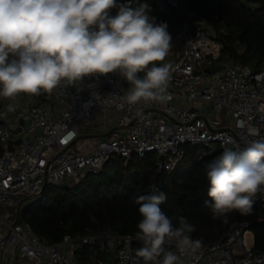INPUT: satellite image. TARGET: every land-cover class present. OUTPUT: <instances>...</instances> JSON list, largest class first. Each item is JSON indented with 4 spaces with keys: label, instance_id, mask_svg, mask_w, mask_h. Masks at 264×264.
I'll use <instances>...</instances> for the list:
<instances>
[{
    "label": "built area",
    "instance_id": "obj_1",
    "mask_svg": "<svg viewBox=\"0 0 264 264\" xmlns=\"http://www.w3.org/2000/svg\"><path fill=\"white\" fill-rule=\"evenodd\" d=\"M116 2L114 15L120 4L147 3L155 23H167L173 49L157 62L171 65L167 99L128 105L122 98L131 85L118 72L72 85L62 82L41 100L23 93L11 100L0 97V264H74L84 245L88 252L77 264H144L135 256L143 246L135 235L65 234L49 242L20 211L47 185L67 181L72 186L99 174L112 156L126 163L153 152L158 170L171 171L184 157L185 144L197 148L196 158L208 156L212 162L226 147L241 151L249 141L264 138V64L253 71L225 51L219 34L228 35L226 27L217 30L197 18L184 0ZM233 46L238 53L245 50L238 40ZM215 65L220 68L206 71ZM9 103L15 111H7ZM201 103L209 112L200 109ZM10 124L20 130L14 132ZM250 128L259 129V136L250 135ZM253 199L262 211L257 221L264 223V192ZM97 238L104 240L106 259L100 257ZM202 242L195 256L183 257L184 264H264V250H254L247 222H234L222 238ZM165 247L176 252L174 243Z\"/></svg>",
    "mask_w": 264,
    "mask_h": 264
},
{
    "label": "clouds",
    "instance_id": "obj_2",
    "mask_svg": "<svg viewBox=\"0 0 264 264\" xmlns=\"http://www.w3.org/2000/svg\"><path fill=\"white\" fill-rule=\"evenodd\" d=\"M116 0H0V97L51 93L62 82L118 72L131 87L122 98L128 105L162 103L167 99L171 65L165 61L172 37L167 23H155L147 3L132 7ZM139 73H144L141 77ZM8 112L15 111L13 104ZM249 134L259 136V129ZM210 184L205 201L213 218L233 210L252 212L254 197L264 192V138L241 151L225 148L207 165ZM135 237L142 242L135 256L144 264H184L203 247L190 234L185 217L179 226L161 210L166 195L141 197ZM174 243L176 252L165 245ZM162 257V259H160Z\"/></svg>",
    "mask_w": 264,
    "mask_h": 264
},
{
    "label": "trees",
    "instance_id": "obj_3",
    "mask_svg": "<svg viewBox=\"0 0 264 264\" xmlns=\"http://www.w3.org/2000/svg\"><path fill=\"white\" fill-rule=\"evenodd\" d=\"M197 18H202L219 30L226 27L228 35H220L224 50L235 59L249 65L264 64V0H184ZM114 15V11L111 10ZM245 46L238 53L233 42ZM43 90L39 95L42 99ZM182 160L171 171L158 170L157 156L148 152L132 156L126 163L112 156L99 174H88L80 183L62 189L47 185L40 196L23 207V219L34 232L49 242L59 241L65 234H132L139 231L137 225L143 219L139 213L141 197H151L163 192L166 199L159 207L179 226V218L185 217L195 226L190 234L193 240L213 242L224 236L234 222H247L254 233V250H264V223L258 222L262 211L254 202L250 214L241 215L233 210L223 218H213L205 201L210 187L206 169L208 156L196 158L197 148L184 146ZM108 167V169H107ZM100 257L104 249L98 246ZM78 252L80 260L88 252L84 245Z\"/></svg>",
    "mask_w": 264,
    "mask_h": 264
},
{
    "label": "water",
    "instance_id": "obj_4",
    "mask_svg": "<svg viewBox=\"0 0 264 264\" xmlns=\"http://www.w3.org/2000/svg\"><path fill=\"white\" fill-rule=\"evenodd\" d=\"M219 68H220V65H215V66H213L211 68L206 69V71L214 72V71L218 70ZM252 70L256 71L257 70V66L256 65H252ZM196 73H199V71L196 72ZM97 76L102 78L104 75H97ZM66 90L68 92H71V88H70L69 85L66 86ZM9 126L14 132H17V131L20 130V126L18 124H10ZM58 186L61 187L62 189H68L70 187V185H69V183L67 181L61 182ZM94 242H95L96 245H102L104 243V240L102 238H97V239L94 240Z\"/></svg>",
    "mask_w": 264,
    "mask_h": 264
},
{
    "label": "rangeland",
    "instance_id": "obj_5",
    "mask_svg": "<svg viewBox=\"0 0 264 264\" xmlns=\"http://www.w3.org/2000/svg\"><path fill=\"white\" fill-rule=\"evenodd\" d=\"M170 35H171L172 40H173V35H172V34H170ZM171 42H172V41H171ZM172 49H173V48L171 47L169 52H171ZM177 49H180V46H178ZM199 107H200V109H201L204 113L209 112L210 107L207 106L205 103H201ZM84 130H86V128H84ZM107 169H108V167H107ZM29 203H30V201L27 202V204H29ZM6 210H7V211H10V212H12V213H16V212H17V209L14 208V207H7ZM2 211H3V209L0 207V212H2ZM20 216H21L22 218L24 217L23 208H22L21 211H20ZM102 248H103V247H102ZM80 254H81L80 252L76 253V262H74V264H77L78 261L80 260Z\"/></svg>",
    "mask_w": 264,
    "mask_h": 264
}]
</instances>
